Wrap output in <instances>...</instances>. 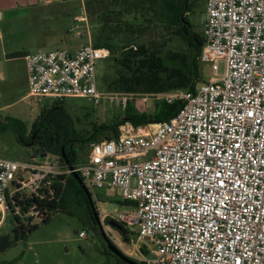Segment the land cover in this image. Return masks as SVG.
I'll use <instances>...</instances> for the list:
<instances>
[{
    "label": "built area",
    "instance_id": "1",
    "mask_svg": "<svg viewBox=\"0 0 264 264\" xmlns=\"http://www.w3.org/2000/svg\"><path fill=\"white\" fill-rule=\"evenodd\" d=\"M201 29L210 79L192 92L140 95L179 101L173 117L134 133L121 125L71 169L54 157H0V220L7 211L24 220L32 213L14 198L74 173L91 196L113 193L129 206L112 217L96 212L101 224L110 218L136 229V241L153 247L143 264H264V0H206ZM110 56L90 43L26 54L27 98L101 104L97 67ZM121 95L122 108L137 96Z\"/></svg>",
    "mask_w": 264,
    "mask_h": 264
},
{
    "label": "trees",
    "instance_id": "2",
    "mask_svg": "<svg viewBox=\"0 0 264 264\" xmlns=\"http://www.w3.org/2000/svg\"><path fill=\"white\" fill-rule=\"evenodd\" d=\"M190 1L85 0V11L91 23L100 26L92 46L108 48L110 60L117 69L116 76L107 85L108 91L134 95L181 90L192 92L203 82L198 61L205 40L202 29L195 30L188 17L192 7ZM173 40L180 41L184 45L183 50H169ZM24 56L14 53L9 58ZM63 102L53 101L50 107L42 109L29 126L17 118L6 116L0 119V133L12 132L18 144L33 151L31 159L45 155L58 158L61 165L68 167L82 163L84 159L82 162L79 160L80 147L89 148L92 143L99 141V136L114 139L119 126L125 123L137 128L168 120L178 113L181 105L179 101H162L150 111L136 113L133 102L128 101L116 120L99 125L93 123L92 130L86 132L74 128V120ZM45 157L38 159L43 160ZM13 201L16 207H21L22 212L32 214L27 222L12 216L14 226L10 233L0 235V254L38 229V224H30L33 217L45 224L56 213L77 217L96 238V232L91 228L96 224L90 215L87 198L70 174L49 178L39 195L22 194ZM93 206L95 208L94 203ZM113 222L123 228L113 226L121 235V240H127L129 236L126 228ZM103 252L110 256L105 249ZM114 259L116 264H125Z\"/></svg>",
    "mask_w": 264,
    "mask_h": 264
},
{
    "label": "rangeland",
    "instance_id": "3",
    "mask_svg": "<svg viewBox=\"0 0 264 264\" xmlns=\"http://www.w3.org/2000/svg\"><path fill=\"white\" fill-rule=\"evenodd\" d=\"M28 1L33 0H0V119L10 116L23 121L27 126L40 114L42 109L48 108L52 100L45 99L41 103L31 101L27 98L28 88L26 74L24 70L23 57L9 58L14 53L30 54L38 51H50L54 49H76L87 43L94 44V39L99 32V25L92 24L85 11V0H65L64 3L51 8V14L45 9L38 10L44 16V23L51 28L54 19L49 17L52 14H60L62 35L64 43L50 44L47 41L45 48L39 46L40 40H51L54 33L38 32L35 27H30L27 15L38 16V12L32 10L27 12L23 6ZM189 19L194 24L195 30H200L204 20V9L206 0H191ZM46 11V12H45ZM83 12V14H82ZM77 16L85 17V23H76L73 18ZM59 19V18H58ZM96 21V19L94 20ZM55 26V25H54ZM56 27H58L56 25ZM72 31H66V28ZM78 33L79 36H76ZM184 45L178 40H173L168 49L183 50ZM111 56L98 64L97 67V89L104 94V100L99 105H93L87 99L64 100L63 105L74 120V128L77 131L90 132L92 124L96 125L111 123L116 120L120 112L125 108L121 106V93H111L107 85L116 76L117 69L110 60ZM201 80L206 82L211 77V70L208 64L198 61ZM222 65L219 66V74L222 73ZM106 94H111L107 98ZM133 102L134 111L143 113L150 111L158 103L164 101L143 97L140 95L128 98L127 102ZM165 102V101H164ZM149 105L151 108L145 109ZM157 124V123H155ZM127 126L129 133H134L137 129ZM120 127V126H119ZM99 141L103 136L98 137ZM79 160L85 158L88 147H80ZM33 156V151L17 143L12 132L0 133V157L13 161H29ZM44 155L38 157L42 158ZM35 159L40 161V159ZM95 209L100 210L108 216L116 215L119 212H127L129 206L121 203V199L114 197L113 193L106 194L102 191L92 193ZM28 215L24 220L27 222ZM105 220V219H104ZM31 225L38 224V229L31 232L25 240L17 242L10 249L0 254V264H116L115 259L107 256L103 251L102 244L95 238L92 232L84 228L82 222L77 217H72L64 213H56L48 223H41L33 217ZM14 226V219L9 211L5 212L0 220V235L9 234ZM114 222L107 218L103 221L102 227L108 238L121 249L126 256L135 260L147 259L153 255V247L143 240L136 241L137 230L126 229L128 239L121 240V235L113 229ZM84 232V237L79 233ZM94 236V237H93Z\"/></svg>",
    "mask_w": 264,
    "mask_h": 264
},
{
    "label": "crops",
    "instance_id": "4",
    "mask_svg": "<svg viewBox=\"0 0 264 264\" xmlns=\"http://www.w3.org/2000/svg\"><path fill=\"white\" fill-rule=\"evenodd\" d=\"M82 1V0H81ZM29 3H26V5L23 6V10H27L28 13H30L29 11H33V12H38V16L35 18V15H27V13L25 12L24 17L27 18V22H29V26L30 27H35L36 29V33L38 34V32H46V33H54L56 36H53V38L51 40H49V38L47 39H42L40 40V45L42 48H45L47 41L50 44H57V42H61L64 43V36L62 35V29L63 27L61 26V20H60V14H52L51 19H54L53 24H51V28H49L48 26H46V24L44 23V16L43 14L39 13L38 10L40 9H45L46 11H49L48 13L51 14V8L53 9V7H56V5L62 4L65 2V0H33V1H28ZM45 11V12H46ZM77 16H75L73 18V21L75 22V18ZM59 18V19H58ZM55 25V26H54ZM56 25L58 27H56ZM72 28L67 27L66 31H71Z\"/></svg>",
    "mask_w": 264,
    "mask_h": 264
},
{
    "label": "water",
    "instance_id": "5",
    "mask_svg": "<svg viewBox=\"0 0 264 264\" xmlns=\"http://www.w3.org/2000/svg\"><path fill=\"white\" fill-rule=\"evenodd\" d=\"M184 16V13H183ZM45 156V155H44ZM64 158V155H62ZM67 164V161H65ZM69 169H71V166H68ZM72 177L76 180L80 188L82 189L85 197L87 198V201L89 203L90 207V215L93 217V220L95 222V226L92 225L91 228L96 232V238L97 240L103 245L104 249L107 251V253L110 254L111 257H114L125 264H140L138 260H135L133 258H130L125 255V253L119 249L109 238L108 235L104 232L102 224L99 221V217L97 215V212L93 206V198L89 192V190L86 188L85 184L83 181L80 179V177L77 174H72ZM116 228L122 229V226H117L114 224Z\"/></svg>",
    "mask_w": 264,
    "mask_h": 264
},
{
    "label": "flooded vegetation",
    "instance_id": "6",
    "mask_svg": "<svg viewBox=\"0 0 264 264\" xmlns=\"http://www.w3.org/2000/svg\"><path fill=\"white\" fill-rule=\"evenodd\" d=\"M96 210V209H95Z\"/></svg>",
    "mask_w": 264,
    "mask_h": 264
}]
</instances>
